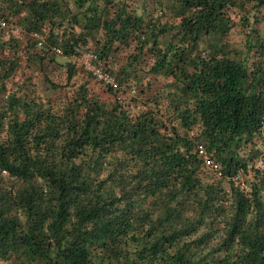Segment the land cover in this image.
<instances>
[{
  "label": "trees",
  "instance_id": "1",
  "mask_svg": "<svg viewBox=\"0 0 264 264\" xmlns=\"http://www.w3.org/2000/svg\"><path fill=\"white\" fill-rule=\"evenodd\" d=\"M263 9L0 0V264H264V43L224 41ZM88 43L134 96L54 52Z\"/></svg>",
  "mask_w": 264,
  "mask_h": 264
},
{
  "label": "built area",
  "instance_id": "2",
  "mask_svg": "<svg viewBox=\"0 0 264 264\" xmlns=\"http://www.w3.org/2000/svg\"><path fill=\"white\" fill-rule=\"evenodd\" d=\"M0 29L8 31L12 30V32H14L13 30L21 32L17 25L10 24L3 19H0ZM33 37L38 41V45L40 47L44 44L43 38L37 35H34ZM54 52L56 55L65 59L64 64L74 63L80 66L89 75V77H92L96 83L101 84L103 88H112L114 91L119 92L120 95H124V99L134 96V90L127 92V87L119 84V68L116 66H110L106 61H103L96 51V47L93 43L78 46L75 50L76 53L69 58L63 56V51L60 48H54ZM200 151L203 153L202 147H200ZM256 169H260L264 172V159H260L257 162Z\"/></svg>",
  "mask_w": 264,
  "mask_h": 264
},
{
  "label": "rangeland",
  "instance_id": "3",
  "mask_svg": "<svg viewBox=\"0 0 264 264\" xmlns=\"http://www.w3.org/2000/svg\"><path fill=\"white\" fill-rule=\"evenodd\" d=\"M231 16L234 19L233 29L231 30L230 34L224 39V41L234 50L239 52H247V41L248 39L251 40L256 45H260L261 42L264 43V9L257 14V23H254L256 18H252L251 16V25L247 31L241 24L240 14L237 11H232ZM14 34L23 37L22 32H17L13 30ZM250 34V35H249ZM263 40V41H262ZM264 50V47H262ZM260 50L254 49L253 52L248 55L250 58V62L248 63L250 68H253V65L256 66L264 65V55L262 52H258ZM63 64L65 59H61ZM77 65V64H76ZM78 66V65H77ZM80 67V66H79ZM81 68V67H80ZM82 69V68H81ZM83 70V69H82ZM84 74L89 77V75L83 70ZM92 78V77H90ZM90 87L94 91L102 92L96 85V82L93 78L90 80ZM105 92V91H104ZM107 95V93H105Z\"/></svg>",
  "mask_w": 264,
  "mask_h": 264
},
{
  "label": "crops",
  "instance_id": "4",
  "mask_svg": "<svg viewBox=\"0 0 264 264\" xmlns=\"http://www.w3.org/2000/svg\"><path fill=\"white\" fill-rule=\"evenodd\" d=\"M61 65L63 64L62 60L60 59ZM61 67V66H60ZM62 68V67H61Z\"/></svg>",
  "mask_w": 264,
  "mask_h": 264
}]
</instances>
